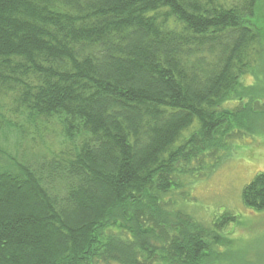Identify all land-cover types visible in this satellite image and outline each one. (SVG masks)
Listing matches in <instances>:
<instances>
[{
    "label": "trees",
    "instance_id": "trees-1",
    "mask_svg": "<svg viewBox=\"0 0 264 264\" xmlns=\"http://www.w3.org/2000/svg\"><path fill=\"white\" fill-rule=\"evenodd\" d=\"M256 19L264 0H0V135L40 150L0 139V264H255L237 213L205 225L186 187L253 134ZM242 199L264 210V172Z\"/></svg>",
    "mask_w": 264,
    "mask_h": 264
},
{
    "label": "rangeland",
    "instance_id": "rangeland-1",
    "mask_svg": "<svg viewBox=\"0 0 264 264\" xmlns=\"http://www.w3.org/2000/svg\"><path fill=\"white\" fill-rule=\"evenodd\" d=\"M256 24L260 31H264V20L256 19ZM260 72L264 73V65ZM244 82L258 86L264 83V80L254 81L251 76L247 75ZM235 103L236 101L232 99L226 103V107H231ZM252 114L250 121L253 134L243 136L238 142V148H235L234 152L223 160L217 169L187 185L189 200L186 208L188 213L193 214L205 225H211L217 215L224 212L237 213L240 221L234 227L229 225L225 232L231 229L227 234H231L235 240V246L243 252L240 254L242 259L249 255L254 258L255 264H264V210H252L244 204L242 199L244 187L256 174L264 172V99L260 106L258 105L256 112ZM3 132H11L16 138L9 140L7 137H2V134L0 135L3 145L9 150L8 153L15 158L21 156L26 161L40 158L38 155L40 150L30 142L32 139L15 133V129L6 130L4 128L1 130V133ZM62 134V126L56 120L46 134L45 144L56 148L61 141H64Z\"/></svg>",
    "mask_w": 264,
    "mask_h": 264
}]
</instances>
